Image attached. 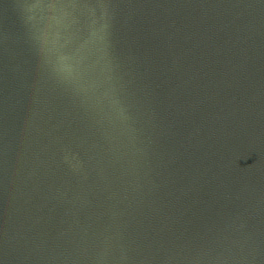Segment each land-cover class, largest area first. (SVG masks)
I'll return each instance as SVG.
<instances>
[{
    "label": "water",
    "instance_id": "water-1",
    "mask_svg": "<svg viewBox=\"0 0 264 264\" xmlns=\"http://www.w3.org/2000/svg\"><path fill=\"white\" fill-rule=\"evenodd\" d=\"M0 264H264V0H0Z\"/></svg>",
    "mask_w": 264,
    "mask_h": 264
}]
</instances>
